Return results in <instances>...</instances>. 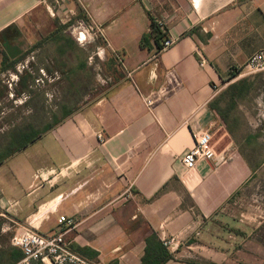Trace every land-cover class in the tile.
<instances>
[{
	"label": "crops",
	"instance_id": "crops-1",
	"mask_svg": "<svg viewBox=\"0 0 264 264\" xmlns=\"http://www.w3.org/2000/svg\"><path fill=\"white\" fill-rule=\"evenodd\" d=\"M68 1L73 20L96 27L113 81L0 163V251L19 250L11 237L24 227L62 233L95 264H142L152 233L171 241L164 264L227 260L231 251L218 248L219 216L252 165L237 147L188 172L180 159L193 145L192 129L222 131L212 103L230 75L264 50V0ZM13 9L3 0L0 49L10 60L33 48L28 20L14 24ZM36 10L37 46L58 44L84 63L85 35L70 34L62 21L49 26L45 7ZM150 19L174 41L169 48L160 51L153 37L141 45ZM59 216L72 224H58Z\"/></svg>",
	"mask_w": 264,
	"mask_h": 264
},
{
	"label": "rangeland",
	"instance_id": "rangeland-1",
	"mask_svg": "<svg viewBox=\"0 0 264 264\" xmlns=\"http://www.w3.org/2000/svg\"><path fill=\"white\" fill-rule=\"evenodd\" d=\"M12 1L14 24L20 26L28 20L33 48L13 69L0 73V150L13 131L41 132L58 123L67 111L82 105L90 96L108 89L113 81L108 79L111 69L102 65L104 50L96 48L99 45L94 34L96 29L86 19H72L75 12L68 11L69 1ZM38 4L52 16L49 26H53V20L62 21L61 27L70 34L77 36L82 32L85 35L81 44L86 52L84 63L76 64L58 44L46 48L37 46L34 32ZM2 5L3 0H0V7ZM235 77L223 85L216 96L219 107L228 113L231 132L222 124V131L212 135L211 144L217 152L225 150L223 154L237 147L253 170L249 181L220 213L219 227L224 242L218 248L224 251L228 247L227 251L231 252L227 260L219 264H264V69L241 68Z\"/></svg>",
	"mask_w": 264,
	"mask_h": 264
},
{
	"label": "built area",
	"instance_id": "built-area-1",
	"mask_svg": "<svg viewBox=\"0 0 264 264\" xmlns=\"http://www.w3.org/2000/svg\"><path fill=\"white\" fill-rule=\"evenodd\" d=\"M94 28L96 29L95 26ZM91 29L93 28L91 27ZM173 43L172 39L166 38L159 50H165ZM246 67L255 70L264 69V50L254 53L248 59ZM153 104L154 101L151 98L146 99L148 107ZM192 135L193 145L180 159L186 172L194 170L200 161L212 162L220 159L211 144L213 134L210 129H192ZM57 222L68 226L72 224V221L65 216H59ZM170 243V240L164 241L163 245L169 247ZM11 244L22 251L21 264H31L32 261H38L42 264H95L72 251L65 243L62 233L46 235L23 227L12 235Z\"/></svg>",
	"mask_w": 264,
	"mask_h": 264
},
{
	"label": "trees",
	"instance_id": "trees-1",
	"mask_svg": "<svg viewBox=\"0 0 264 264\" xmlns=\"http://www.w3.org/2000/svg\"><path fill=\"white\" fill-rule=\"evenodd\" d=\"M150 20V32L149 34L142 36L141 45L148 47L149 38L153 37L157 48L160 49L161 44L159 43V40H163L166 37V34L159 28V25L153 19ZM28 52H25L17 58L10 60L5 52L0 49V73L13 69L21 60L24 59ZM233 77H235L234 73L230 75V79ZM217 101L218 99L216 98L212 103V109L216 112L218 118L222 121L224 126H226L227 130L231 132L228 126V113H226L219 107ZM48 128L38 133L21 129H17L10 133V137H8V139L3 143V147L0 150V163H2V161H4L6 158L25 148L28 144L34 142L45 131H47ZM145 242L146 245L144 255L142 257V264H164L167 260L169 261L170 259H172V255L170 254V252L166 250L163 243L158 240L157 236L154 233L148 236ZM22 258L23 253L20 249L14 250V252L10 254L0 251V262L2 261V259H5L10 261L9 264H14L20 261ZM31 264L41 263L38 261H32Z\"/></svg>",
	"mask_w": 264,
	"mask_h": 264
}]
</instances>
